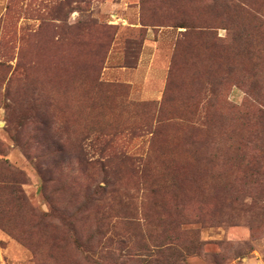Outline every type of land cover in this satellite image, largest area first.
<instances>
[{"label":"rangeland","instance_id":"1","mask_svg":"<svg viewBox=\"0 0 264 264\" xmlns=\"http://www.w3.org/2000/svg\"><path fill=\"white\" fill-rule=\"evenodd\" d=\"M263 152L264 0H0V264H264Z\"/></svg>","mask_w":264,"mask_h":264},{"label":"trees","instance_id":"2","mask_svg":"<svg viewBox=\"0 0 264 264\" xmlns=\"http://www.w3.org/2000/svg\"><path fill=\"white\" fill-rule=\"evenodd\" d=\"M264 156V152H263ZM115 182L113 181H103V184L100 185V182H95V184H85L81 186L82 188V199L87 203L91 202L93 203H99L101 199H105L106 197L109 198L111 196H114L118 189L114 187ZM81 191V190H80ZM178 224H181L180 222H177L176 226ZM155 264H160L159 262H156Z\"/></svg>","mask_w":264,"mask_h":264}]
</instances>
